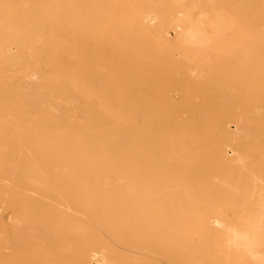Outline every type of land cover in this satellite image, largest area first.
<instances>
[{"label": "rangeland", "instance_id": "374dc122", "mask_svg": "<svg viewBox=\"0 0 264 264\" xmlns=\"http://www.w3.org/2000/svg\"><path fill=\"white\" fill-rule=\"evenodd\" d=\"M0 264H264V0H0Z\"/></svg>", "mask_w": 264, "mask_h": 264}]
</instances>
